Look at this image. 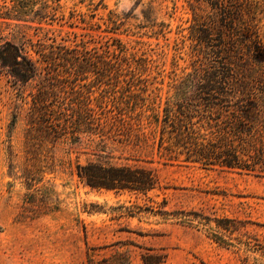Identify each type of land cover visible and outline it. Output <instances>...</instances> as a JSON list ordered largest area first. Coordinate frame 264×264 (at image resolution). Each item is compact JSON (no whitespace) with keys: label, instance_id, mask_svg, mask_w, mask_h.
<instances>
[{"label":"rangeland","instance_id":"374dc122","mask_svg":"<svg viewBox=\"0 0 264 264\" xmlns=\"http://www.w3.org/2000/svg\"><path fill=\"white\" fill-rule=\"evenodd\" d=\"M15 1L0 0V42L23 44L40 65L45 62L36 49L48 54L60 45L78 46L103 55L107 44L115 53L120 45L122 69L110 83L93 72L81 80L60 73L88 98L87 105L109 116L123 108L128 118L174 99L201 63L202 34V43L215 45L217 105L245 103L235 63L264 55V0H215L214 8L205 0H26L24 15L14 10ZM44 3L54 16L38 22L34 12L44 11ZM243 27L251 29L247 35ZM99 59L104 67L106 58ZM43 76L20 85L0 72V264H91L88 257L116 252H125L130 264H143L145 251L165 253L164 264H264L263 175L170 161L152 139L136 142L121 134L113 160L152 169L158 187L146 194L91 189L75 174V153L29 138L32 94ZM251 92L247 98L263 97L264 84L256 82ZM194 97L178 104L193 105ZM31 190L48 203L28 205L25 193ZM163 201L171 212L167 218L157 212ZM221 217L235 219L236 228L218 226L215 218Z\"/></svg>","mask_w":264,"mask_h":264},{"label":"trees","instance_id":"16d2710c","mask_svg":"<svg viewBox=\"0 0 264 264\" xmlns=\"http://www.w3.org/2000/svg\"><path fill=\"white\" fill-rule=\"evenodd\" d=\"M205 1L212 8L216 5L215 0ZM15 2L18 6L14 10L27 14V7L24 9L25 5H22L26 0ZM47 7L49 5L44 3V11L34 12L38 16V22L54 16V13L46 11ZM241 10L239 7L237 13L240 14ZM194 20L200 22V18ZM241 30L247 35L251 29L243 27ZM197 38L201 41V50L197 51L201 54L198 59L201 63L193 68V76L189 81H185L181 89L178 87L179 92L174 99L169 98L167 105H162L161 108L160 105H147L134 116L128 115V118L123 115V108L118 111L119 115L109 116L102 107L96 109L87 105L88 98L79 92L74 83L65 84L70 79H65L60 74H75V80H81L89 72H93L110 83L122 69L119 59L123 57V51L120 45L118 53H115L110 49L111 45L107 44L103 55L94 49L78 46L60 45L57 50L52 49L48 54L42 49H36L35 53L45 62V65H40V59L35 58L23 44L6 39L0 42V72L20 85L44 74L43 82L32 94L29 138L35 144H50V147L61 145L65 147L67 154L75 153V174L83 185L91 189L146 194L158 187V178L152 169L137 163L113 160V145L123 141L121 134L127 140L135 139L136 142L147 143L148 139H152L157 153L170 161L195 163L203 167L218 166L264 176V96L247 98L256 82L264 84V69L260 64L264 61V55L258 58L252 54L253 59L244 62L240 59L235 63L238 80L243 83L242 92L247 96L245 103L217 105L215 93L218 75L211 58L215 54V45L202 43L203 34ZM40 46L42 47L41 43ZM103 56L106 58L102 61L104 67H100L99 58ZM203 57H207L208 61H203ZM194 78L199 80L193 82ZM132 85V80L127 81L128 87ZM199 88L200 92L195 93V89ZM195 94L193 105L178 104V101L193 99ZM146 111H149L148 115H145ZM82 156L83 162L80 161ZM27 189H31V183H27ZM25 202L32 206L40 205V202L48 203L37 198L32 190L25 193ZM165 203L163 201V205H159L157 212L167 218L171 212L163 209ZM183 212L180 211L181 214ZM190 213L206 220V223L210 220L199 213ZM215 221L224 229L231 226L236 228L237 221L233 218L221 217L215 218ZM211 235L215 240L228 244L222 235L216 232ZM88 259L91 264H130L125 252H116L100 260H93L91 257ZM141 260L143 264H164L166 254L145 251L141 254Z\"/></svg>","mask_w":264,"mask_h":264}]
</instances>
